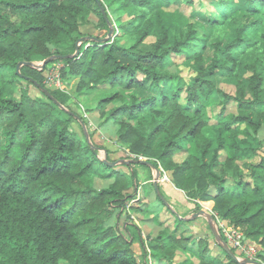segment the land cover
Returning <instances> with one entry per match:
<instances>
[{
  "label": "trees",
  "instance_id": "16d2710c",
  "mask_svg": "<svg viewBox=\"0 0 264 264\" xmlns=\"http://www.w3.org/2000/svg\"><path fill=\"white\" fill-rule=\"evenodd\" d=\"M112 1L129 14L118 28L133 42L126 45L121 36L89 40L76 54L90 15L98 18L96 29L110 31V17L97 0H0V70L13 69L10 79L0 78V264H139L133 242L140 239L147 247L138 226L109 224L130 200L137 172L106 165L97 148L74 132V114L64 110L69 94L45 82L43 72L54 61L63 62L61 76L68 83L79 78V90L102 89L99 115L119 127L118 142L130 154L170 172L173 190L194 210H200V201H213L216 221L256 242L264 264V156L246 163L247 178L236 164L241 153L264 145V36H254L264 20V0H246L240 19L230 5L221 15L212 14L222 0H206L201 12L209 27L187 16L186 25L171 27L160 13L176 2L193 6L195 0ZM230 21L232 30L224 37L209 36ZM150 36L155 40L147 44ZM178 57L195 71L189 83L166 68ZM48 58L53 59L43 69L23 65V76L17 73L21 61ZM244 70L248 75L241 79ZM219 75L231 78L235 93L217 86ZM28 78L63 108L42 90L45 98L32 96L29 86H37ZM21 81L26 84L17 94ZM213 96L220 115L205 117L203 108ZM232 102L236 111L227 114ZM241 124L248 129L243 139ZM94 177L115 180L97 189ZM177 232L165 228L148 239L165 264H242L223 249L226 259L213 255L208 239H199L195 249L190 237ZM177 250L189 257L175 262Z\"/></svg>",
  "mask_w": 264,
  "mask_h": 264
},
{
  "label": "rangeland",
  "instance_id": "374dc122",
  "mask_svg": "<svg viewBox=\"0 0 264 264\" xmlns=\"http://www.w3.org/2000/svg\"><path fill=\"white\" fill-rule=\"evenodd\" d=\"M196 3L193 6H186L184 3L183 4H177L173 3L171 6L169 7H164L161 9L160 13L164 18V21L166 22L167 25H170L171 27H178L179 25H186L187 23V17H191L192 20H196L198 22H200L203 26L205 27H209L208 23L206 22V18L204 17L203 13L201 12V9L204 8L205 4H206V0H195ZM105 5H106V9H107V13L108 16L110 17V21H111V27L113 28V32L110 35V31L107 30H101V29H96L94 26L95 24L98 22V18L95 15H90L87 19V21L92 22L89 23L85 26H82V30L83 33H85L84 35H86L85 37H81V38H85V41H78L79 47H81V45H84V43L89 41V37L93 36V37H97V38H102V39H107V40H113L114 38H116L117 36H121V42L129 45L133 42V40L126 35L122 36V32L121 30L118 28L119 27V23L125 22L127 21L130 16L127 12L123 11L120 6L118 4L115 5V3H113L112 0H104ZM230 5L232 7V9L234 10L233 12V16L237 17V18H241V16H244L246 13V0H222V3L219 5L221 6L219 9L217 8H213V13L216 16L221 15L226 7ZM185 12L186 14L182 13L181 11ZM216 11V12H215ZM185 16H184V15ZM85 24V21H83ZM232 21H230L227 25H224L223 28H215L213 29L209 36L211 37H224L230 30H232ZM111 29V28H110ZM254 36L259 38L264 36V20L262 25L256 30V32L254 33ZM80 38V39H81ZM154 37L150 36L146 39V43H152L154 41ZM261 46L263 47V44L261 42ZM51 49L53 51H55L57 49V47L55 45H51ZM63 50V49H62ZM206 53V51H205ZM46 60V59H45ZM35 61L33 62L34 65L37 66H42L44 61ZM63 62L62 61H54L53 63L49 64L48 67L44 70V76H45V82L47 84L48 87L52 88V89H60L57 88V86H55L53 84V82L48 78L49 76L54 77L55 75V68L56 66H62ZM45 68V67H44ZM171 73H173L174 75H176L179 79H181L183 82L185 83H189L191 82L193 76L195 75V71L193 69L192 66L187 64V60H185L183 57H178V58H172L171 60H169L168 66L166 67ZM13 69L11 68H4L2 70H0V75L3 74L4 76H0L1 77H5V81L6 79H10L11 76L8 73H11ZM248 75V72L242 71L241 72V79H244V77H246ZM231 78H229L228 75H219L216 77L217 80V86L219 88H222L223 90H225L228 93H235L236 91V86L235 83H232ZM63 80V84H64V89L66 90V93L69 94L70 96V100L68 101L67 106L64 108L65 111H67L69 113V111H72L74 113L79 114L80 110L81 111H85L88 114V117L84 119L86 120L85 123V130H82L81 133H77L75 132L80 138L84 139L85 141H87L90 144H93L95 148L98 149L97 144L98 141H101V139H103V135L101 134V123H100V115H99V110L97 107V102L98 100L101 98V96L103 95L102 89H97L94 91H84V90H79L78 89V85H79V78H73L70 83L67 82V80H65L62 77ZM1 83V81H0ZM26 82L25 81H21L19 84H16L15 86V91H17V94L20 93V87L23 85H25ZM264 87V84H263ZM29 91L30 94L34 97H42L45 98V96L42 94V92L40 91L39 88L34 87L33 85L29 86ZM184 99V98H183ZM185 101V99L183 100ZM113 105H108L107 108H111ZM236 103L232 102L231 104H229L228 107V111L227 114L230 112H235L236 111ZM92 109V111H91ZM79 111V112H78ZM221 112V106L219 105L218 99H216V97H211V99L206 102L204 108H203V115L205 117H218L220 115ZM83 114V113H82ZM227 118V117H226ZM102 119V118H101ZM240 128L242 130V134L239 135V139H243L245 137V130L247 129L246 124H241ZM118 132V131H117ZM103 134H108L110 136H116V129L114 128L113 130L108 128V127H103ZM264 132H261V136L262 138H260L261 140H264L263 137ZM103 141V140H102ZM228 143H230V139L228 138ZM100 147V145H99ZM102 147V146H101ZM100 155L102 157H105V153L103 150H101V152H99ZM121 155V153H119ZM184 154H181L180 156H177V159L181 160L182 156ZM242 158L236 161V164H238L239 166H241V169L243 170V176L244 178H247L250 174V170L248 169V166L246 165V163H253V162H258L261 159V156H264V145L263 147H259L256 149L255 152H243L241 153ZM110 157H115V156H110ZM135 155H131V157L128 156V158L126 157V159H131V158H135ZM226 157V151H223V155L221 157V159H224ZM124 158V157H123ZM144 158V157H143ZM131 167L135 168L136 172H137V177L139 178V180H141V173H143L145 171V168L143 165L141 164H131ZM162 168V167H161ZM154 172V171H153ZM152 175H154V173H151ZM167 174H169L167 172ZM168 177L163 175V178L165 179V181H169L170 180V176L167 175ZM236 179V177L234 176V180ZM163 182V181H162ZM232 183V179H230L227 183V185H231ZM103 185V184H101ZM99 185V186H101ZM149 191H152L151 186L146 187V192L149 193ZM153 192V191H152ZM162 193V192H161ZM162 195L164 196V198L168 201V203H170L169 199L167 196H165L163 193ZM162 204V201H159ZM177 204H179V202H177ZM181 204L185 205V203L181 202ZM186 206V205H185ZM186 208V207H185ZM184 207H180V209H183L185 211L186 214L190 215L192 213H196L198 212L197 210H194L193 208H188L185 209ZM205 209L207 212L214 214L215 212L213 211V206L212 203L210 202H201L200 201V208L199 209ZM170 211V210H169ZM188 222L185 223L183 225V227L186 229L185 231L190 232V234L193 235V237H196V241L199 239H210L213 242L212 237L215 239L214 233L211 229L210 226V220L207 216L202 215L196 218H192L187 220ZM128 225H129V221L127 220ZM220 222H224L221 219H217V226L219 229L220 234L222 235V237H227L225 232L223 231L222 228H219L220 226ZM187 224H190V228H186ZM126 228V227H125ZM179 235L182 234L181 231L178 232ZM216 240V239H215ZM227 241V240H226ZM217 242V240H216ZM218 243V242H217ZM220 250L222 251V247L219 245ZM232 247V246H231ZM217 249H219L217 247ZM223 252V251H222ZM221 252V253H222ZM235 252L238 254L239 259L244 260L245 258H250V259H256L258 261L263 262L260 258H259V251H255L253 254H247L244 252H239L235 249ZM223 255V256H222ZM222 255H220V258L223 257L224 259H226L225 255L222 253ZM187 257V254L184 253H180L179 256H176V260L179 261H183L185 258ZM222 258V259H223ZM62 264H67L66 262H62Z\"/></svg>",
  "mask_w": 264,
  "mask_h": 264
},
{
  "label": "crops",
  "instance_id": "0c3cea01",
  "mask_svg": "<svg viewBox=\"0 0 264 264\" xmlns=\"http://www.w3.org/2000/svg\"><path fill=\"white\" fill-rule=\"evenodd\" d=\"M85 114L88 115L87 112L80 110L79 114L74 115V120L72 121V129L77 133H81L82 130H85V122L83 120ZM99 119L101 123V134L104 137L103 139H101V141H98V143H96L98 147L97 151L99 157L102 160L108 159L109 161H120L118 165L113 167L116 170L125 171V172L132 171L133 167L121 162V160L126 159V157L128 158V156H131L132 154H130L129 149L126 146L118 142L117 131L119 127L112 121H106L105 118L101 119L100 117ZM103 127H108L112 130L115 128L116 136H110L108 134L104 135ZM101 150L104 151L105 157H102L100 155L99 152H101ZM119 153H121V155ZM112 155L115 157L113 158L110 157ZM143 166L145 168V171L141 173V180H139V178L137 177L136 179L138 184L136 185V187L130 189L129 191L130 200L127 201L126 205L130 204V207L129 208L125 207L122 213L118 212L116 215H114L109 221V224L118 223L120 224L121 227H124V229L126 226L129 225L138 226L141 229V237L146 241V246H147L145 248L142 245L140 239H136L133 242L132 248L138 257L139 264H165L164 261L159 260L157 257L153 255L150 247H148L147 244L148 239L157 237L159 233L165 228L171 231L177 229L178 232L179 231L182 232L181 235H179L177 232L178 236L190 237L191 242L189 245L196 249L198 247L199 240L196 241V237L195 236L193 237V235L190 234V232L188 231L186 232L185 231L186 229L183 227V225L188 222L187 220L191 219L194 213L188 215L185 213L183 209H180V207H184V208L186 207L185 209L188 208L192 209L193 206L192 204H187L186 202L181 200L183 196H181L178 191L173 190L176 187L172 183L171 173L165 171L162 168L166 172L165 174L166 177H168L167 175L170 176L169 181L164 180L163 182L160 181L159 183L160 191L165 196H167L170 201L169 203L170 207H168L165 204V202L159 197L154 187L155 171L153 170V168L149 166L146 165ZM167 172L169 174H167ZM151 173H154V175H152ZM114 180H115L114 177H109V178L94 177V185L97 189H102L108 187L112 182H114ZM148 186H151L153 192L152 191H149V193L146 192V187ZM160 200L162 201V204L159 202ZM177 202H179V204H177ZM181 202L185 203L186 206L181 204ZM208 202L212 203L213 206L214 204L213 201H208ZM127 220L129 221V225ZM189 225L190 224H187L186 228H190ZM127 234H129V232H127ZM212 239L213 242L209 239V243L213 255H216L219 259L223 260L224 259L223 257L220 258V255H222L223 252L220 250L219 244L216 242V240L213 237ZM217 247L219 249H217ZM181 252L184 253V251L182 250H177L176 256H179ZM185 253L187 254V257L184 260H186L189 257V253L187 252ZM175 262H182V261L181 260L177 261L175 259Z\"/></svg>",
  "mask_w": 264,
  "mask_h": 264
},
{
  "label": "water",
  "instance_id": "95a60500",
  "mask_svg": "<svg viewBox=\"0 0 264 264\" xmlns=\"http://www.w3.org/2000/svg\"><path fill=\"white\" fill-rule=\"evenodd\" d=\"M99 5L102 7V10L104 12V14L107 16V11L105 10V8L103 7L102 3L100 0H97ZM113 32V28L111 27L110 29V35ZM85 38H81L80 41H85ZM89 40H94V41H106L107 39H99L97 37H89ZM79 44L77 42V51L76 54L79 53ZM55 57H61L60 55L55 56ZM63 58H68L70 57V55H65L62 56ZM53 58H48L44 61L42 66H37L34 65L33 62H27V61H21L18 66H17V73L21 76H23L20 72V69L23 65H30V66H35L39 69H43L45 67V65H47L48 63L51 62ZM29 80H31L32 82H34V84L42 91L45 92V94L52 99L56 104H58L60 107L63 108V106L57 101V99L55 97H53V95L51 94V92L43 87L39 82H37L36 80H34L33 78H28ZM69 113L76 115L75 113H73L72 111H69ZM104 163L110 167H114L116 165H118L120 163V161H109L108 159L103 160ZM121 162L131 165V164H141V165H146L149 166L151 168H153V170L155 171V178H154V187L159 195V197L165 202V204L170 207V204L168 203V201L164 198V196L162 195L160 189H159V183L160 180L163 176V171L160 167H157L152 161H150L148 158H143V157H138V158H132V159H123L121 160ZM205 215L209 218L210 220V226L211 229L214 233L215 239L217 240L218 244L222 247V249L228 253L233 259L239 261L242 264H263L261 261H258L256 259H250V258H245L244 260L239 259L238 254L233 251L232 247L230 246V244L222 237V235L219 232L218 226H217V221L214 217V215L212 213L207 212L205 209H200L198 212L194 213L192 218H196L199 216Z\"/></svg>",
  "mask_w": 264,
  "mask_h": 264
},
{
  "label": "built area",
  "instance_id": "2783aa9c",
  "mask_svg": "<svg viewBox=\"0 0 264 264\" xmlns=\"http://www.w3.org/2000/svg\"><path fill=\"white\" fill-rule=\"evenodd\" d=\"M55 68V75L54 77L49 76L48 78L53 82V84L55 86L58 85L57 88H60L61 90H63L64 92H66V90L64 89V84H63V80H62V76H61V68L62 66H56ZM57 85H56V84ZM85 118L88 117V115H84ZM161 168V167H160ZM162 169V168H161ZM163 171V175L166 176V172L162 169ZM165 179L161 178L160 181H164ZM127 208L130 207V204L126 205ZM219 228H222L223 231L226 234V240L227 242L230 244V246H232V248L236 249L239 252H244L247 254H253L255 251H259V249H261V247L254 241L247 239L246 236L243 234V232L228 224L227 222H220V226ZM256 253V252H255Z\"/></svg>",
  "mask_w": 264,
  "mask_h": 264
}]
</instances>
